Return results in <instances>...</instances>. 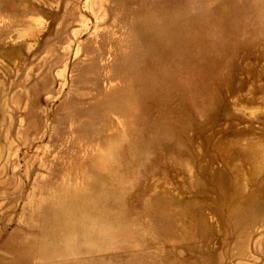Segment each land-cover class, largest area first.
<instances>
[{"label": "rangeland", "instance_id": "rangeland-1", "mask_svg": "<svg viewBox=\"0 0 264 264\" xmlns=\"http://www.w3.org/2000/svg\"><path fill=\"white\" fill-rule=\"evenodd\" d=\"M0 264H264V0H0Z\"/></svg>", "mask_w": 264, "mask_h": 264}]
</instances>
